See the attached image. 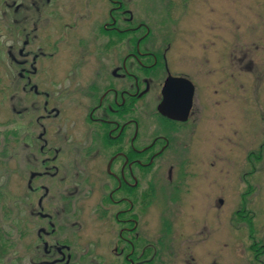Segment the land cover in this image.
<instances>
[{"label": "flooded vegetation", "instance_id": "af4514ba", "mask_svg": "<svg viewBox=\"0 0 264 264\" xmlns=\"http://www.w3.org/2000/svg\"><path fill=\"white\" fill-rule=\"evenodd\" d=\"M60 1L38 0L30 14L26 0H13L7 24L13 89L33 90L45 99L37 118L39 169L26 184L37 194L43 254L54 253L53 264H75L77 236L59 229L64 212V219H85L86 254L97 261L94 249L103 245L113 257L108 264H219L216 234L206 237L205 217L191 214L183 222L180 216L205 197L204 157L193 140L211 105L207 94L221 95L228 89L223 80L235 79L221 71L222 56L214 49L220 24L215 17L206 20L198 41L203 50H213L204 51L191 71L182 53L195 38L179 40L176 32L189 33L201 9L197 4L205 0H166L165 37L158 31L156 0L153 30L138 0H104L109 7L97 14L92 39L72 41L75 60L70 71H62ZM30 15L40 22L32 30ZM34 37L39 46L32 55ZM248 54L224 56L235 68ZM67 100L69 110L62 103ZM21 127L29 138L28 123ZM248 158L261 160L254 152ZM215 200L221 208L223 199ZM232 214L235 223L245 218L253 234L248 203ZM256 243L252 239L249 246L252 261L264 264V241Z\"/></svg>", "mask_w": 264, "mask_h": 264}, {"label": "rangeland", "instance_id": "374dc122", "mask_svg": "<svg viewBox=\"0 0 264 264\" xmlns=\"http://www.w3.org/2000/svg\"><path fill=\"white\" fill-rule=\"evenodd\" d=\"M12 2L0 0V264H53L54 253L45 256L38 239V230L43 223L37 216V194L29 193L26 187L31 172L39 169V142L36 136L40 129L37 118L45 99L33 90L26 94L21 89H13L17 79L12 74L8 58L10 47L7 32V24L12 18ZM26 2L31 14L38 0ZM60 2L62 39L66 40L61 44L60 68L70 71L75 60L72 41L92 39L90 29L96 25L97 14L102 10L106 13L109 6L104 0ZM138 3L142 14L148 13L147 19L153 30V0H138ZM155 4L161 10L158 31L165 37L167 25L163 20V8L166 0H156ZM197 6L201 9L194 14L189 33L185 35L180 29L176 32L179 40L185 36L195 38L189 48L184 49L182 43L179 44L180 53L184 49L182 55L192 61L189 63V70L192 71V64L197 66L205 52L213 50L208 46L207 51L203 50L198 38L203 33L206 20L215 17L221 26L220 39L214 46L215 51L221 54L218 56H222L221 71L229 77L234 75L235 79L223 80V88L227 86L228 89H222L221 95L214 97L207 92L211 105L207 106L205 120L193 140L195 150L204 157L201 165L206 170L205 197H200L203 204L192 212L183 210L180 217H183V222L191 214L205 217L206 237L216 234L219 264H256L257 261H252L249 246L252 239L258 246L264 241V124L261 121L264 113V0H205ZM32 17L30 15L28 24L31 30L40 23H37V16ZM70 25L75 27L70 29ZM34 38L35 41L37 37ZM38 46L37 40L32 41L29 47L32 55L37 53ZM243 51L249 54L241 62L238 60L235 68L224 56L230 53L238 55ZM88 63H84L83 70L88 69ZM32 81H36V78ZM215 101L220 106H214ZM62 103L69 110V101ZM68 117L69 111H66L62 118L67 120ZM26 123L29 138L21 129ZM250 152H254L255 157L260 156L261 160H250ZM217 197L223 199L221 208L215 200ZM245 203L252 210L249 217L252 219L253 234L245 218H238L237 223L232 218L234 210ZM64 215L63 212L59 218V229L77 236L75 264H108L113 260L103 245L94 249L101 261L86 254L88 239L85 232L88 228L85 219L73 216L64 219ZM150 226L153 227V224L150 223L148 228ZM209 241L213 242V238Z\"/></svg>", "mask_w": 264, "mask_h": 264}, {"label": "water", "instance_id": "95a60500", "mask_svg": "<svg viewBox=\"0 0 264 264\" xmlns=\"http://www.w3.org/2000/svg\"><path fill=\"white\" fill-rule=\"evenodd\" d=\"M222 203V201H220V204Z\"/></svg>", "mask_w": 264, "mask_h": 264}]
</instances>
